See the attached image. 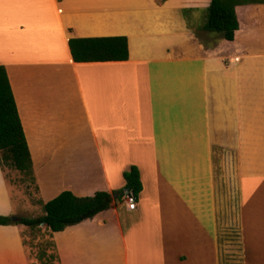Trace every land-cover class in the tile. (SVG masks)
Here are the masks:
<instances>
[{
    "label": "crops",
    "instance_id": "0c3cea01",
    "mask_svg": "<svg viewBox=\"0 0 264 264\" xmlns=\"http://www.w3.org/2000/svg\"><path fill=\"white\" fill-rule=\"evenodd\" d=\"M211 1L0 0V66L48 197L24 202L125 192L132 167L143 186L136 210L116 195L62 232L0 226V264H264V0L236 6L233 41L204 30ZM108 37L128 60H73L71 39ZM14 189L0 166V216H19Z\"/></svg>",
    "mask_w": 264,
    "mask_h": 264
},
{
    "label": "trees",
    "instance_id": "16d2710c",
    "mask_svg": "<svg viewBox=\"0 0 264 264\" xmlns=\"http://www.w3.org/2000/svg\"><path fill=\"white\" fill-rule=\"evenodd\" d=\"M258 2L212 0L207 10L204 30L210 33H221L224 39L233 41L240 27L236 6ZM69 46L76 63L126 61L129 58L126 37L71 39ZM0 166L2 169L17 170L34 179L30 149L4 66H0ZM124 179L125 190L127 189L138 198L143 190L138 168L132 167L125 172ZM115 194L118 200H122L125 196L124 190L113 194L97 192L90 197H76L70 191H65L43 205L44 216L35 219L20 218L18 222H13L10 217L0 216V226L22 224L27 227H38L43 225L52 232H62L67 227L81 224L108 211Z\"/></svg>",
    "mask_w": 264,
    "mask_h": 264
},
{
    "label": "rangeland",
    "instance_id": "374dc122",
    "mask_svg": "<svg viewBox=\"0 0 264 264\" xmlns=\"http://www.w3.org/2000/svg\"><path fill=\"white\" fill-rule=\"evenodd\" d=\"M243 1H249V0H243ZM243 5H247V4H243ZM200 21H202L201 17L199 18ZM203 22H205L203 20ZM218 35H221L219 37H223L221 33H215ZM214 35V34H213ZM200 38V41L202 42H207L209 39L205 38V34H199L198 35ZM55 162H50L49 164L45 165L43 168H41L40 170H38V174H44L51 171L52 169V165ZM4 170V172H6L8 180L13 184V186L15 187V189L12 191L13 196L15 198V205L17 208V214H19V216H12V217H18V218H28V219H35V218H39L45 215V211L43 206L42 207H34L32 206L33 204H31V202H24L25 199L28 200H32L35 201L37 199H42L43 201L48 200V197L46 194H38L37 192V186L35 185V179H31L30 177H28L27 175L14 170V169H9V168H4L2 169ZM40 181L42 182V184H46V180H43L40 177ZM121 191V190H120ZM118 192V191H116ZM116 196V194L114 195ZM12 217H10L12 219ZM105 216H103L102 218L99 219H103ZM19 226H21V229H23L22 234H25V229H27V226L22 225V224H17ZM27 234V233H26ZM0 237H5V238H1L4 239L3 241H9V238L7 236H4L2 234H0ZM25 238V237H24ZM5 245H3V247H9L8 244L9 242ZM27 240H26V244H27ZM11 250H8L6 255L11 256L12 253L10 252Z\"/></svg>",
    "mask_w": 264,
    "mask_h": 264
},
{
    "label": "built area",
    "instance_id": "2783aa9c",
    "mask_svg": "<svg viewBox=\"0 0 264 264\" xmlns=\"http://www.w3.org/2000/svg\"><path fill=\"white\" fill-rule=\"evenodd\" d=\"M125 204L130 211H134L137 208V198L134 196L133 193H126L124 196Z\"/></svg>",
    "mask_w": 264,
    "mask_h": 264
},
{
    "label": "water",
    "instance_id": "95a60500",
    "mask_svg": "<svg viewBox=\"0 0 264 264\" xmlns=\"http://www.w3.org/2000/svg\"><path fill=\"white\" fill-rule=\"evenodd\" d=\"M129 191L126 189L125 190V193H128ZM12 221L13 222H18L19 221V218L18 217H12Z\"/></svg>",
    "mask_w": 264,
    "mask_h": 264
}]
</instances>
